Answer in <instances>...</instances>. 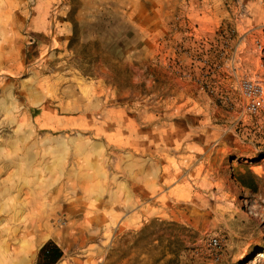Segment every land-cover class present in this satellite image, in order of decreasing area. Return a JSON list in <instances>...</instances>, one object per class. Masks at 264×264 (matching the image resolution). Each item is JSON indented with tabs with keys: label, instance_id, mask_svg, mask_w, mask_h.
<instances>
[{
	"label": "rangeland",
	"instance_id": "374dc122",
	"mask_svg": "<svg viewBox=\"0 0 264 264\" xmlns=\"http://www.w3.org/2000/svg\"><path fill=\"white\" fill-rule=\"evenodd\" d=\"M244 80L264 0H0V264H264Z\"/></svg>",
	"mask_w": 264,
	"mask_h": 264
},
{
	"label": "built area",
	"instance_id": "2783aa9c",
	"mask_svg": "<svg viewBox=\"0 0 264 264\" xmlns=\"http://www.w3.org/2000/svg\"><path fill=\"white\" fill-rule=\"evenodd\" d=\"M240 89L246 99L248 111L255 115L264 105V86L260 81L244 80L240 85ZM216 243V239H212Z\"/></svg>",
	"mask_w": 264,
	"mask_h": 264
},
{
	"label": "trees",
	"instance_id": "16d2710c",
	"mask_svg": "<svg viewBox=\"0 0 264 264\" xmlns=\"http://www.w3.org/2000/svg\"><path fill=\"white\" fill-rule=\"evenodd\" d=\"M41 254L45 255L46 257H49V260L46 264H51L60 257L59 250L55 247H51L50 244H47L43 247V249L41 250Z\"/></svg>",
	"mask_w": 264,
	"mask_h": 264
},
{
	"label": "crops",
	"instance_id": "0c3cea01",
	"mask_svg": "<svg viewBox=\"0 0 264 264\" xmlns=\"http://www.w3.org/2000/svg\"><path fill=\"white\" fill-rule=\"evenodd\" d=\"M242 40H245V36L243 37V39Z\"/></svg>",
	"mask_w": 264,
	"mask_h": 264
}]
</instances>
